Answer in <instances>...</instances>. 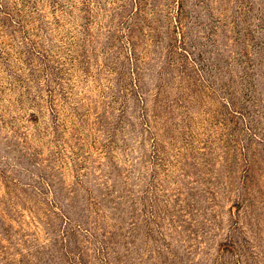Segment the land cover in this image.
I'll return each instance as SVG.
<instances>
[{"label":"rangeland","instance_id":"374dc122","mask_svg":"<svg viewBox=\"0 0 264 264\" xmlns=\"http://www.w3.org/2000/svg\"><path fill=\"white\" fill-rule=\"evenodd\" d=\"M0 264H264V0H0Z\"/></svg>","mask_w":264,"mask_h":264}]
</instances>
